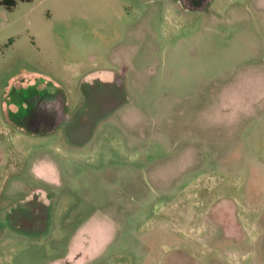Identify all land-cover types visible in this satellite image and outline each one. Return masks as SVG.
I'll use <instances>...</instances> for the list:
<instances>
[{"label":"rangeland","instance_id":"rangeland-1","mask_svg":"<svg viewBox=\"0 0 264 264\" xmlns=\"http://www.w3.org/2000/svg\"><path fill=\"white\" fill-rule=\"evenodd\" d=\"M0 264H264V0L0 6Z\"/></svg>","mask_w":264,"mask_h":264},{"label":"flooded vegetation","instance_id":"flooded-vegetation-1","mask_svg":"<svg viewBox=\"0 0 264 264\" xmlns=\"http://www.w3.org/2000/svg\"><path fill=\"white\" fill-rule=\"evenodd\" d=\"M182 3L187 10H195L189 7L194 0H182ZM61 97L59 91L48 92L31 83L18 87L17 102H10L15 106V109L9 111L11 120L22 128L43 129L55 123L61 117V113L62 119H66L63 115L64 110L62 109L60 113L57 106Z\"/></svg>","mask_w":264,"mask_h":264},{"label":"water","instance_id":"water-1","mask_svg":"<svg viewBox=\"0 0 264 264\" xmlns=\"http://www.w3.org/2000/svg\"><path fill=\"white\" fill-rule=\"evenodd\" d=\"M208 0H194V3L190 4L189 7L192 9H200L202 7H204L207 4ZM61 104L59 106V111L60 113L62 112L61 110L64 109L65 106V101L63 100V98L61 97L60 99ZM61 117L59 119H57V121L51 125H48L47 127L43 128V130H51L54 127H56V125L62 120V113L60 115Z\"/></svg>","mask_w":264,"mask_h":264},{"label":"trees","instance_id":"trees-1","mask_svg":"<svg viewBox=\"0 0 264 264\" xmlns=\"http://www.w3.org/2000/svg\"><path fill=\"white\" fill-rule=\"evenodd\" d=\"M18 1H31V0H0V6L5 10H11Z\"/></svg>","mask_w":264,"mask_h":264},{"label":"crops","instance_id":"crops-1","mask_svg":"<svg viewBox=\"0 0 264 264\" xmlns=\"http://www.w3.org/2000/svg\"><path fill=\"white\" fill-rule=\"evenodd\" d=\"M107 107V106H106ZM67 118V117H66Z\"/></svg>","mask_w":264,"mask_h":264}]
</instances>
